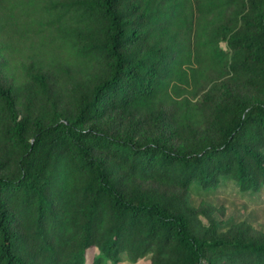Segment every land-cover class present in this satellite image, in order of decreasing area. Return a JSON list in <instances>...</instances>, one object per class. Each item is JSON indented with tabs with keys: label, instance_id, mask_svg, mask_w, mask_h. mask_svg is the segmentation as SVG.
Here are the masks:
<instances>
[{
	"label": "trees",
	"instance_id": "1",
	"mask_svg": "<svg viewBox=\"0 0 264 264\" xmlns=\"http://www.w3.org/2000/svg\"><path fill=\"white\" fill-rule=\"evenodd\" d=\"M230 185L264 188V0H0V264H264Z\"/></svg>",
	"mask_w": 264,
	"mask_h": 264
},
{
	"label": "rangeland",
	"instance_id": "2",
	"mask_svg": "<svg viewBox=\"0 0 264 264\" xmlns=\"http://www.w3.org/2000/svg\"><path fill=\"white\" fill-rule=\"evenodd\" d=\"M217 205L224 206V218L226 220L246 219L255 227L264 229V188L258 192L241 193L237 191L235 185L227 188H215L210 194L205 196ZM197 202L200 197H193ZM105 264H149L147 257L141 258L136 262L126 260L113 263L107 261Z\"/></svg>",
	"mask_w": 264,
	"mask_h": 264
}]
</instances>
